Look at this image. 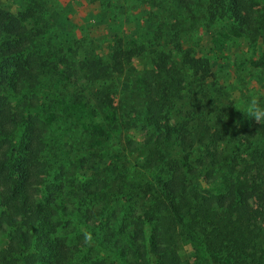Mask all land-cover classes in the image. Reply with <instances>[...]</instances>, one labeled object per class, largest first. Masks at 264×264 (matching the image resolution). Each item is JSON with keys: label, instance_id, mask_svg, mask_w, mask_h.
Here are the masks:
<instances>
[{"label": "trees", "instance_id": "trees-1", "mask_svg": "<svg viewBox=\"0 0 264 264\" xmlns=\"http://www.w3.org/2000/svg\"><path fill=\"white\" fill-rule=\"evenodd\" d=\"M27 1L18 13L0 8V264H78L82 251L64 230L77 201L98 244L111 243L109 257L97 255L94 264L111 255L125 264H190L180 253L187 243L214 261L208 264H264V125L246 110L231 121L233 99L210 60L186 49L175 68L162 51L153 75H140L138 50L121 39L112 54L86 50L80 68L77 49L55 43L62 15L48 10V0ZM171 1L195 18L204 10L240 33L264 32V13L248 0ZM175 21L172 42L187 19ZM79 105L90 125L78 162L96 176L82 201L71 191L63 207L53 194L42 198L37 143L68 124ZM103 131L124 138L118 151ZM234 142L243 148L229 150ZM103 152L111 163L101 169ZM219 182L223 188L205 187Z\"/></svg>", "mask_w": 264, "mask_h": 264}, {"label": "rangeland", "instance_id": "rangeland-1", "mask_svg": "<svg viewBox=\"0 0 264 264\" xmlns=\"http://www.w3.org/2000/svg\"><path fill=\"white\" fill-rule=\"evenodd\" d=\"M248 1L254 3L255 11L264 13V0ZM28 7L27 0H0V8L14 13L25 11ZM47 8L59 12L64 18L62 28H52V34L57 45L77 49L80 68L84 67L86 50L112 54L116 52L115 46L121 39L130 49L138 50L134 66L140 75H153L154 62L162 51L171 55L175 68H180L182 51L193 49L198 56L210 60L220 85L227 88L234 102L231 121L235 125L250 98L257 101L264 99V32L240 33L229 21L209 19L204 10L195 12V18L187 9L178 11L171 0H48ZM100 16L106 20L105 23H99ZM175 17L187 21H184V26L177 27L179 38L172 42ZM123 107L125 105H119L118 110L123 111ZM86 111L83 105L72 108V116L66 119L68 124L62 125L56 134L48 136L45 141L37 143L41 151L42 198L47 200L53 194L55 203L63 207L68 205L71 191H80L79 198L83 200L82 189L96 176L93 170L83 169L81 162H78L85 153L82 143L86 140L85 131L89 130L90 125L88 119H81ZM103 124L96 120L94 127L102 131ZM103 133L111 138L107 147L118 151L124 138L117 133ZM241 148V142H234L229 150L238 151ZM108 157L103 152L97 159L101 169L111 163V157ZM222 184L219 182L205 187L223 188ZM255 205L258 212L263 211L260 197L255 199ZM83 206L82 202L78 204L77 201L74 208L69 207L68 216L64 218V230L70 232L75 239L74 245L82 251L78 264H94L100 259L96 258L97 255L109 257L111 243L105 238L100 242L102 245L98 244V239H95L97 233L90 231L82 218ZM180 253L183 261L190 264L213 261L204 252L198 254L193 244H183ZM128 260L133 259L129 257ZM131 262L134 263V260ZM125 263L120 255H111L107 259V264Z\"/></svg>", "mask_w": 264, "mask_h": 264}, {"label": "clouds", "instance_id": "clouds-1", "mask_svg": "<svg viewBox=\"0 0 264 264\" xmlns=\"http://www.w3.org/2000/svg\"><path fill=\"white\" fill-rule=\"evenodd\" d=\"M246 116L264 125V105H261L255 98H250L247 102Z\"/></svg>", "mask_w": 264, "mask_h": 264}]
</instances>
